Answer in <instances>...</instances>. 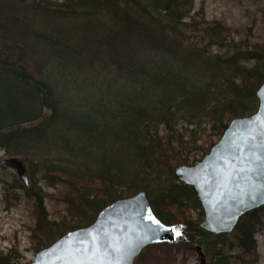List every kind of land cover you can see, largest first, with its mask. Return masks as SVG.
Returning a JSON list of instances; mask_svg holds the SVG:
<instances>
[{
    "label": "trees",
    "instance_id": "16d2710c",
    "mask_svg": "<svg viewBox=\"0 0 264 264\" xmlns=\"http://www.w3.org/2000/svg\"><path fill=\"white\" fill-rule=\"evenodd\" d=\"M192 10L193 0H0V152L29 169L30 185L19 186L32 202L37 251L146 189L155 216L175 233L163 243L200 247L206 264L258 261L254 235L264 207L244 214L232 233L212 235L198 228L199 201L173 171L196 163L192 155H206L233 118L256 111L264 39H235L236 30ZM97 16L99 27L81 29L93 34L81 36L84 43L36 24ZM49 64L111 70L126 81L118 106L101 122L69 112L45 74ZM39 182L60 187L66 213L60 222L48 219ZM0 264L15 263L0 252Z\"/></svg>",
    "mask_w": 264,
    "mask_h": 264
},
{
    "label": "water",
    "instance_id": "95a60500",
    "mask_svg": "<svg viewBox=\"0 0 264 264\" xmlns=\"http://www.w3.org/2000/svg\"><path fill=\"white\" fill-rule=\"evenodd\" d=\"M256 97V111L233 118L202 160L173 171L199 201L203 219L198 228L212 235L232 233L244 214L264 207V82ZM1 163L29 186L27 169L17 157ZM174 240V231L157 219L142 189L105 206L90 225L39 250L30 264H134L145 248ZM195 251L198 263L206 264L201 248Z\"/></svg>",
    "mask_w": 264,
    "mask_h": 264
},
{
    "label": "rangeland",
    "instance_id": "374dc122",
    "mask_svg": "<svg viewBox=\"0 0 264 264\" xmlns=\"http://www.w3.org/2000/svg\"><path fill=\"white\" fill-rule=\"evenodd\" d=\"M195 12H201L206 21H221L231 29L236 30L237 35H232L235 39H248L253 43L264 39V0H193L192 13ZM19 13L22 15L21 12ZM98 20L99 16L76 21L55 19L47 25L42 23L45 21L43 20L39 23L36 22V24L40 30L46 33L66 34L71 38L75 37L73 43L76 44L77 41L84 43L81 36L85 37L86 40L93 36L91 32L82 33L81 29H85L86 26L90 28L99 27ZM217 52L220 51L211 47V53ZM83 57L85 59V56ZM53 60L58 61L55 57ZM91 72L88 68L82 69L75 65L49 64L45 69V74L52 83L58 86L62 96L67 100L65 107L69 112H74L80 116L90 115L92 120L101 122L105 117L103 114L114 111L118 106L119 95L117 91L126 81L116 80L109 69ZM203 127L206 130L203 140L207 141L205 136L209 135V126L203 125ZM210 141L215 142L217 139L211 137ZM208 143L209 141L202 145L204 149L207 148ZM201 144L202 142L198 141L195 145ZM202 154L203 152L197 153L192 157L199 162L205 156ZM7 158L9 156L0 152V252L3 255H10L11 261L15 264H30L39 251L34 248L30 240L31 229L35 223L32 215V202L26 199L25 191L19 184L25 188L28 186H24L13 170L1 163ZM18 159L27 169L30 185L31 180L27 164L21 158ZM36 178H40V175H36ZM37 187L41 189L44 195L43 202L48 219L53 222H60L66 216L64 205L57 199L60 187H48L44 182H39ZM199 211L200 209L191 210V218L196 219ZM260 216L262 226L254 235L259 258L254 264H264V211L260 213ZM202 219L203 216L197 220V223ZM159 245L145 248L136 257L134 264H199L194 250L185 249L172 243Z\"/></svg>",
    "mask_w": 264,
    "mask_h": 264
}]
</instances>
